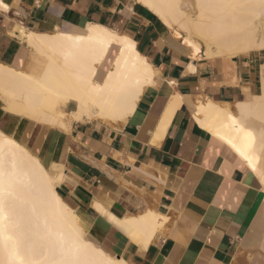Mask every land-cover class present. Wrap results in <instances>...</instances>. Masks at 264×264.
Instances as JSON below:
<instances>
[{"label": "crops", "instance_id": "crops-1", "mask_svg": "<svg viewBox=\"0 0 264 264\" xmlns=\"http://www.w3.org/2000/svg\"><path fill=\"white\" fill-rule=\"evenodd\" d=\"M0 13L1 65L30 71L28 33L98 24L132 39L154 68L125 121L66 117V128L51 126L8 111L0 94V130L54 175L89 242L126 264H264V183L197 122L199 103L237 115L262 93L259 51L194 57L135 0H8ZM145 214L159 219L150 239L126 225Z\"/></svg>", "mask_w": 264, "mask_h": 264}, {"label": "bare ground", "instance_id": "bare-ground-1", "mask_svg": "<svg viewBox=\"0 0 264 264\" xmlns=\"http://www.w3.org/2000/svg\"><path fill=\"white\" fill-rule=\"evenodd\" d=\"M135 1L172 29L194 57L264 50V0ZM0 7L5 9L2 0ZM26 37L33 52L30 71L0 64V94L7 110L17 115L63 128L66 117L125 121L153 83L154 68L135 42L101 25L88 24L80 33L31 32ZM252 99L239 106L237 115L211 101L199 103L197 122L213 129L264 183V65L262 93ZM71 103L75 110L68 114L65 107ZM56 186L40 159L0 130V264L116 260L86 239ZM126 225L150 239L159 219L145 214Z\"/></svg>", "mask_w": 264, "mask_h": 264}, {"label": "snow or ice", "instance_id": "snow-or-ice-1", "mask_svg": "<svg viewBox=\"0 0 264 264\" xmlns=\"http://www.w3.org/2000/svg\"><path fill=\"white\" fill-rule=\"evenodd\" d=\"M4 7L5 9L8 8V0H4ZM19 15V13H17ZM5 17L2 13H0V25L3 24ZM75 264H78V262H75ZM110 264H121V261L117 258L114 262H110Z\"/></svg>", "mask_w": 264, "mask_h": 264}, {"label": "rangeland", "instance_id": "rangeland-1", "mask_svg": "<svg viewBox=\"0 0 264 264\" xmlns=\"http://www.w3.org/2000/svg\"><path fill=\"white\" fill-rule=\"evenodd\" d=\"M260 53H261V57H262V60H263V62H264V50L262 51H259Z\"/></svg>", "mask_w": 264, "mask_h": 264}]
</instances>
